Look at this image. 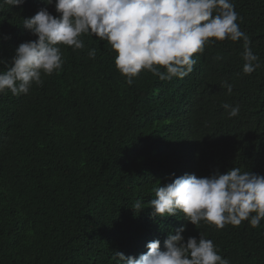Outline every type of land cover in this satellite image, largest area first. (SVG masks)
<instances>
[{"label":"trees","instance_id":"trees-1","mask_svg":"<svg viewBox=\"0 0 264 264\" xmlns=\"http://www.w3.org/2000/svg\"><path fill=\"white\" fill-rule=\"evenodd\" d=\"M233 3L259 57L250 75L243 41L224 40L197 53L183 79L144 70L130 86L107 41L82 35L85 47L61 46L62 69L42 86L0 93V264H123L116 252L138 258L156 239L163 250L182 226L185 240L202 233L229 264H264V219L197 228L150 205L159 184L185 174L264 175V0ZM44 7L59 15L46 0L0 8V71L38 39L23 19ZM225 104L239 114L230 118Z\"/></svg>","mask_w":264,"mask_h":264},{"label":"clouds","instance_id":"clouds-1","mask_svg":"<svg viewBox=\"0 0 264 264\" xmlns=\"http://www.w3.org/2000/svg\"><path fill=\"white\" fill-rule=\"evenodd\" d=\"M24 0H0L4 5L20 6ZM59 15L41 8L33 17L23 19V27L36 40L21 43L12 58V66L0 71V93L28 94L33 85L42 86V76L62 69L61 46L73 51L85 47L82 35L94 36L117 53V70L132 85L144 70L161 81L183 79L194 69V56L206 45L219 41H243V72L255 71L259 57L250 47L249 36L240 29L239 14L233 0H46ZM95 59L96 50L88 52ZM163 69V70H162ZM229 94L232 86L225 82ZM230 109L229 117L239 114V106ZM150 201L154 216H177L196 225L201 221L223 229L248 221L253 228L264 219V175L233 168L208 177L185 174L173 182L154 189ZM141 208L137 201L133 209ZM254 213V215H253ZM182 226L169 233L161 249L156 239L147 244V252L139 257L116 252L123 264H229L219 254L211 239L188 237Z\"/></svg>","mask_w":264,"mask_h":264},{"label":"bare ground","instance_id":"bare-ground-1","mask_svg":"<svg viewBox=\"0 0 264 264\" xmlns=\"http://www.w3.org/2000/svg\"><path fill=\"white\" fill-rule=\"evenodd\" d=\"M1 69V68H0Z\"/></svg>","mask_w":264,"mask_h":264}]
</instances>
